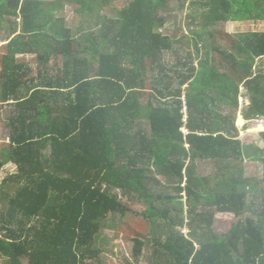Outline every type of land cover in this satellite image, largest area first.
I'll return each instance as SVG.
<instances>
[{"label": "trees", "instance_id": "obj_1", "mask_svg": "<svg viewBox=\"0 0 264 264\" xmlns=\"http://www.w3.org/2000/svg\"><path fill=\"white\" fill-rule=\"evenodd\" d=\"M114 1L0 0V20L20 28L7 35L1 73V101L15 106L0 172L9 163L17 172L8 178L12 191L0 188V257L86 264L101 220L130 211L125 196L146 205L142 216L152 227L165 222L166 232L152 238L153 264H264V188L236 168H264V147L243 145L235 125L241 85L249 93L243 118L264 119V30L229 35L233 52L206 53L198 68L188 55L168 69L164 55L177 36L160 31L166 18L159 13L171 0ZM202 1L203 29L193 32L202 42L219 22H264V0ZM67 6L78 20L71 26ZM94 15L97 30L88 32ZM28 54L45 66L36 75L19 60ZM147 59L158 77L145 102ZM218 102L232 112L214 113ZM209 160L225 165L224 180L200 174L199 163ZM216 213L233 214V231H213ZM178 226L192 229L186 235ZM147 239L135 238V258L151 247Z\"/></svg>", "mask_w": 264, "mask_h": 264}, {"label": "rangeland", "instance_id": "obj_2", "mask_svg": "<svg viewBox=\"0 0 264 264\" xmlns=\"http://www.w3.org/2000/svg\"><path fill=\"white\" fill-rule=\"evenodd\" d=\"M53 1V0H46ZM169 5L165 10L160 11L159 17L166 18L165 27L161 28L160 31L169 36H177V40L173 44V49L169 52H166L163 59V64L168 69H173L177 66L179 59L182 62H185L188 59V55L191 56V61L194 62V66L198 68L199 61L206 58V53H210V57L221 58L220 52L226 50L230 53L233 52L231 49V40L229 35H232L237 32H247L254 30H264V22L260 24H255L254 22H219L214 26H210L208 31H215L212 36H206L205 42L195 39L193 36V32L202 31L203 23L201 22V15H203L206 11L205 7L202 6V0H186L182 3L180 0H171L169 1ZM115 6L122 7L124 4L123 0H115ZM63 16L66 18L68 25L71 26L74 23V19L76 21L77 18L74 16L73 7L67 6L65 10L62 11ZM102 14H104L102 12ZM112 13H110L111 15ZM114 15V14H113ZM112 15V16H113ZM191 15L196 17L194 23H192L189 18ZM12 22H19L20 19L16 17H8ZM7 19V20H8ZM93 19V27L88 32H92V30H97L94 15ZM80 26V24H79ZM96 27V28H95ZM86 29V27H85ZM13 30L19 32V29H11L10 22L0 20V154L1 148L3 144L8 142V129L6 126V119L10 114H12V110L14 109L15 102L10 101L8 104H5L1 101V73L3 69V57L7 54L9 39H7V35H10ZM16 34V33H15ZM14 36V34H12ZM11 36V37H12ZM191 42V43H189ZM217 44L218 52L213 48L214 44ZM20 62H26L27 65H30L33 68V74L36 75L38 69L43 70L45 66L38 59L36 54H28L19 58ZM261 60L256 61L252 70L254 73H259ZM147 65V81H146V94L143 97V100L146 102L148 100V95L150 93H155L153 88L157 87V77L158 72L157 69L152 72V65L149 59L146 60ZM50 66V65H48ZM189 67L179 66L178 70L181 73H188ZM264 70V69H263ZM170 78L175 79L173 84L175 86L179 85V78H174L173 74L170 73ZM252 78H255L253 75ZM165 80H169L165 77ZM264 82V80H263ZM185 89H188V85L184 86ZM249 93L245 86L241 85L240 88V98L239 105L240 110L243 105L245 108L248 104V101L244 99V96H247ZM212 96V94H211ZM244 99V100H243ZM142 100V102H144ZM214 113L223 112L224 115H229L233 108L227 103L218 102L214 105ZM237 129L239 130L238 139L241 140L243 145H248L254 143L261 144L264 147V142L261 139V133L264 132V119L262 120H251L248 123H244L242 115L238 112L237 119L235 122ZM263 128L261 129V127ZM245 127H247L245 129ZM200 174L210 178V181H220L224 180L226 175V167L225 165L219 166L214 161H203L199 163ZM237 170L243 169L246 177L255 180L257 183L262 182L261 188H264V168L263 164L258 162H245L242 165L236 164ZM236 169L231 170V174L236 176ZM17 172L14 164L9 163L3 167L0 172V188L6 189L8 191H12L16 185L12 183L8 178ZM170 190V189H169ZM168 190V191H169ZM119 193H121L119 191ZM172 194H175L172 191ZM260 194V195H257ZM255 193L256 196L260 199L261 192ZM121 200L124 204L130 207V211L126 215H120L117 213H109L103 220L100 222V231L97 236V240L93 247L94 255L88 256L85 259L86 264H153V239L154 236L157 237L160 234L166 232L165 222L161 219L156 220V225L152 227L148 223V221L142 216V212L145 210L146 205L141 202H137L134 199L129 197H123ZM258 202V200H257ZM1 209V207H0ZM248 215V212H247ZM234 220H236L233 214H222L216 213L215 223L213 226V231L218 235H226L230 233L233 227ZM187 222V221H186ZM178 231H182V233L188 235L192 228L185 226L176 228ZM148 237L151 242V247L145 248L143 255L139 258H135L134 256V240L135 238H146ZM147 239V240H148ZM0 264H6V260L0 257ZM23 264H27V261L24 260Z\"/></svg>", "mask_w": 264, "mask_h": 264}, {"label": "crops", "instance_id": "obj_3", "mask_svg": "<svg viewBox=\"0 0 264 264\" xmlns=\"http://www.w3.org/2000/svg\"><path fill=\"white\" fill-rule=\"evenodd\" d=\"M243 105H244V104H242L241 109H243ZM240 111H241V110H240ZM240 111H239V112H240ZM240 114H241V112H240ZM242 118H243V116H242ZM243 120H244V123H248V122H249V121L245 120L244 118H243ZM261 139H262V138H261ZM257 145L261 146V144H259V143H258ZM15 167H16V165H15ZM16 170H17V168H16ZM15 174H16V173H15Z\"/></svg>", "mask_w": 264, "mask_h": 264}, {"label": "clouds", "instance_id": "obj_4", "mask_svg": "<svg viewBox=\"0 0 264 264\" xmlns=\"http://www.w3.org/2000/svg\"><path fill=\"white\" fill-rule=\"evenodd\" d=\"M264 142V141H263ZM257 144V143H256ZM263 147V146H262Z\"/></svg>", "mask_w": 264, "mask_h": 264}]
</instances>
